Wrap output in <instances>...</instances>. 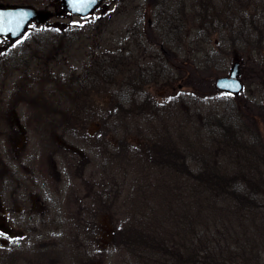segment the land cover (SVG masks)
<instances>
[{
  "label": "rangeland",
  "instance_id": "rangeland-1",
  "mask_svg": "<svg viewBox=\"0 0 264 264\" xmlns=\"http://www.w3.org/2000/svg\"><path fill=\"white\" fill-rule=\"evenodd\" d=\"M0 220V264H264V0H103L1 38Z\"/></svg>",
  "mask_w": 264,
  "mask_h": 264
},
{
  "label": "water",
  "instance_id": "water-1",
  "mask_svg": "<svg viewBox=\"0 0 264 264\" xmlns=\"http://www.w3.org/2000/svg\"><path fill=\"white\" fill-rule=\"evenodd\" d=\"M102 0H62L63 10L85 17L90 14ZM60 14V13H57ZM53 16L51 12H38L31 7L12 6L0 8V35L10 39H18L27 30L31 20L45 21ZM240 70L238 61L234 63L230 74L216 79V87L225 92L238 94L243 89L239 78ZM0 230L13 235L4 221L0 220Z\"/></svg>",
  "mask_w": 264,
  "mask_h": 264
},
{
  "label": "flooded vegetation",
  "instance_id": "flooded-vegetation-1",
  "mask_svg": "<svg viewBox=\"0 0 264 264\" xmlns=\"http://www.w3.org/2000/svg\"><path fill=\"white\" fill-rule=\"evenodd\" d=\"M27 1H30V0H0V8H3V7H11V6H27V7H31V8H33V9H35L36 11H45L44 9H42V8H38V7H36L34 4H31V3H29V2H27ZM42 2H43V0H42ZM57 13H60L59 15H61L62 13H64V11H62V8H61V11H59V12H57ZM44 21H38V20H36V19H33V20H31L30 21V23L28 24V29L31 27V26H33L34 24H36V23H39V24H41V23H43ZM27 32H28V30H27ZM26 34H24L23 36H25ZM22 36V37H23ZM22 37H20V38H22ZM1 38H5V39H8L9 41H17V40H13V39H10V38H8V37H6V36H3V35H0V39Z\"/></svg>",
  "mask_w": 264,
  "mask_h": 264
},
{
  "label": "trees",
  "instance_id": "trees-1",
  "mask_svg": "<svg viewBox=\"0 0 264 264\" xmlns=\"http://www.w3.org/2000/svg\"><path fill=\"white\" fill-rule=\"evenodd\" d=\"M234 190V189H233ZM234 191H236V190H234Z\"/></svg>",
  "mask_w": 264,
  "mask_h": 264
}]
</instances>
